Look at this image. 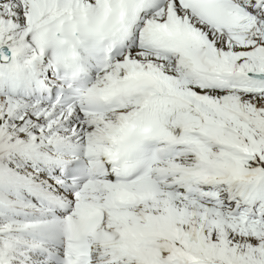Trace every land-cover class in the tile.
<instances>
[{
	"label": "snow or ice",
	"instance_id": "6c2138e0",
	"mask_svg": "<svg viewBox=\"0 0 264 264\" xmlns=\"http://www.w3.org/2000/svg\"><path fill=\"white\" fill-rule=\"evenodd\" d=\"M0 264H264V0H0Z\"/></svg>",
	"mask_w": 264,
	"mask_h": 264
}]
</instances>
